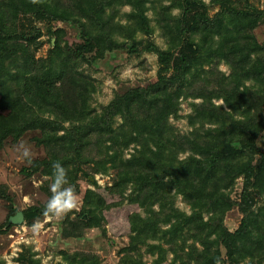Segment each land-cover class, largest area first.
Returning a JSON list of instances; mask_svg holds the SVG:
<instances>
[{
	"label": "trees",
	"instance_id": "trees-1",
	"mask_svg": "<svg viewBox=\"0 0 264 264\" xmlns=\"http://www.w3.org/2000/svg\"><path fill=\"white\" fill-rule=\"evenodd\" d=\"M126 6L131 11L122 14ZM263 22L264 11L249 0H0V148L39 132L35 141L46 157L30 170L49 178L42 187L49 197L55 161L76 194L83 177L100 189L94 175L114 172L104 193L85 190L82 210L74 220L69 211L65 223L72 225L67 235L81 237L95 212L111 206L106 196L146 209L150 229L131 236L119 252L123 264H145L143 247L158 254L155 264L168 253L172 264H264V43L254 34ZM67 25L78 30L79 43L69 42ZM157 30L166 49L153 39ZM45 35L47 56L37 58ZM144 53L158 57L157 82L94 108L98 87L87 67ZM223 61L229 75L219 71ZM181 98L203 100L191 103L193 131L186 136L170 121ZM240 178L234 201L230 192ZM179 196L191 214L176 206ZM0 197L10 203L2 233L13 227L16 210L7 192ZM46 203L23 211L29 225L46 218ZM236 206L243 218L231 231L225 218ZM33 255L24 246L15 261L40 264ZM66 258L100 264L83 252Z\"/></svg>",
	"mask_w": 264,
	"mask_h": 264
},
{
	"label": "rangeland",
	"instance_id": "rangeland-1",
	"mask_svg": "<svg viewBox=\"0 0 264 264\" xmlns=\"http://www.w3.org/2000/svg\"><path fill=\"white\" fill-rule=\"evenodd\" d=\"M204 1L210 3V0ZM249 2L264 11V0H249ZM130 11L131 8L126 6L122 10V14ZM149 16L154 19L152 13H149ZM154 24L153 22L152 25ZM66 29L69 42L71 44L79 43L78 30L70 25H67ZM254 34L261 43H264V22L259 24ZM153 39L162 49L167 48L165 39L159 30L156 31ZM42 41L44 43L36 53L37 58L46 57L50 46L47 35L42 38ZM24 45L29 46L27 43ZM159 68L158 57L154 53H144L140 58L132 59L116 54L113 57H105L100 61L97 68L87 67L98 87L92 106L100 110L102 106L108 105L113 100L117 92L122 93L136 87L146 88L157 82ZM219 71L229 75L231 68L223 61L219 65ZM180 101L178 117H172L170 121L180 135L186 136L193 131L191 103L199 104L203 100L181 98ZM214 102L216 104L223 103L222 100ZM38 136H40L39 132L29 131L17 141L9 138L4 147L0 148V193L2 196V193L7 192L11 196L15 210L24 211L28 207L43 205L49 199L48 194L42 188L44 182L49 178L43 177L39 173L31 174L30 170L35 160L46 157L44 147L35 141V137ZM259 144L264 149V134ZM24 148L29 149L30 157L23 156ZM133 152L134 147L132 146L125 151V157L129 158ZM181 157L183 158L185 155H181ZM92 169V166L86 167V171L93 172ZM94 176L101 190L94 184L88 183L87 176L83 177L80 181L81 191L76 194L77 205L73 208V214L71 213L73 220L82 210L85 190L89 188L96 193H104L103 189L111 184L114 172L110 171L108 175L95 174ZM241 190L242 179L240 178L237 180L235 188L230 192L231 199L240 200ZM106 201L111 206L95 212L91 220L93 226L84 230L83 235L79 238L75 237L76 234L75 236L67 235V231L72 229L71 224L65 223L67 213L61 217H46L38 220L35 222L39 224L38 230H34L26 220L21 226L13 225L8 229H6L8 226H4L3 229H6V232L0 233V264H17L16 258L12 257V251L14 247H20L21 251H24V246L31 249L34 253L33 258L39 260L40 264H71L66 255H72L76 252L97 255L100 264H123L121 257L124 254L119 255V252L129 245L131 236L150 229L147 223L148 213L146 209L138 204H132L127 198L121 202L118 197L106 196ZM119 201L120 205H113ZM9 204L8 200L0 197V225L7 222ZM176 206L188 214L192 212L190 206L182 200L181 196L177 198ZM205 218H208L207 214ZM242 218L243 214L236 206L228 211L225 224L231 231H234L239 227ZM88 219V215H84V220ZM20 236L24 240H18ZM19 241L23 243L20 244ZM164 246L168 247L167 245ZM145 249L143 247L141 251L143 261L145 264H155L158 260V254H146ZM222 253L225 256V251ZM172 261L173 254L168 253L163 264H172Z\"/></svg>",
	"mask_w": 264,
	"mask_h": 264
},
{
	"label": "clouds",
	"instance_id": "clouds-1",
	"mask_svg": "<svg viewBox=\"0 0 264 264\" xmlns=\"http://www.w3.org/2000/svg\"><path fill=\"white\" fill-rule=\"evenodd\" d=\"M23 156L30 157L28 148H24ZM51 175L52 181L49 184L51 195L43 207L42 215L45 217H61L76 207V193L74 187L68 181L66 168L61 162H53ZM32 227L34 230H38L39 224L34 223ZM216 264H220V261L217 260Z\"/></svg>",
	"mask_w": 264,
	"mask_h": 264
},
{
	"label": "water",
	"instance_id": "water-1",
	"mask_svg": "<svg viewBox=\"0 0 264 264\" xmlns=\"http://www.w3.org/2000/svg\"><path fill=\"white\" fill-rule=\"evenodd\" d=\"M54 43V40H53ZM25 223V216L23 211L16 210L15 215L9 218L8 225L21 226Z\"/></svg>",
	"mask_w": 264,
	"mask_h": 264
},
{
	"label": "built area",
	"instance_id": "built-area-1",
	"mask_svg": "<svg viewBox=\"0 0 264 264\" xmlns=\"http://www.w3.org/2000/svg\"><path fill=\"white\" fill-rule=\"evenodd\" d=\"M21 239L24 240L21 236L18 238V240ZM20 242V241H19ZM23 242H20V244H22ZM21 248L20 247H14L13 251H12V257L13 258H17L18 257V254L21 252Z\"/></svg>",
	"mask_w": 264,
	"mask_h": 264
}]
</instances>
